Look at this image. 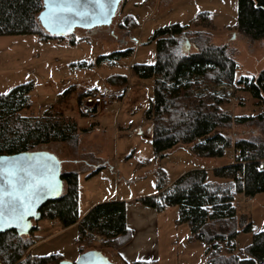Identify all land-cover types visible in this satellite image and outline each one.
<instances>
[{
  "label": "rangeland",
  "instance_id": "374dc122",
  "mask_svg": "<svg viewBox=\"0 0 264 264\" xmlns=\"http://www.w3.org/2000/svg\"><path fill=\"white\" fill-rule=\"evenodd\" d=\"M205 12L210 13L214 25V30L206 32L210 43L228 44L236 51L237 79L257 77L264 70V41L253 42L239 33L238 0H123L110 26L77 30L62 40H42L37 35L0 37V95L33 83L32 107L25 115L40 118L47 112H59L76 120L81 131L78 144L51 143L42 151L62 161V172L78 173L80 214L117 198L128 204L129 221L136 233L129 248L134 251L123 255L128 260L142 259L148 252L150 245L141 239L142 233L148 230L146 221L150 225L156 221L158 264H206L204 245L194 243L188 226L178 224L177 208L166 207L152 222V216L144 211L154 210L141 200L158 196L159 187H170L190 171L205 170L208 180L215 181L214 169L235 163L234 142L224 158L198 157L187 145L175 147L163 158L156 156L152 144L154 124L146 118L154 98V81L133 73L135 65L156 62V42L151 37L157 30L175 24L189 25ZM190 51L195 50L184 36L175 53L186 55ZM85 89L112 94L117 99L90 120L80 108V93ZM227 93L232 101L225 110L233 116L264 113V103L258 105L235 88ZM91 129L96 130L94 134L89 133ZM247 129L232 125L229 134L235 140ZM101 167L99 173L91 176ZM236 205L239 213L247 214L252 222V232L240 233L237 238L239 249L245 254L254 235L264 232V193L255 197L239 194ZM143 219L146 221L141 222ZM51 223L41 220L35 225L41 228L42 235H48L58 232ZM72 236L73 232L60 235L42 249L74 259L78 245ZM139 238L140 251L136 250ZM92 249L101 251L113 263L108 248L96 242Z\"/></svg>",
  "mask_w": 264,
  "mask_h": 264
},
{
  "label": "trees",
  "instance_id": "16d2710c",
  "mask_svg": "<svg viewBox=\"0 0 264 264\" xmlns=\"http://www.w3.org/2000/svg\"><path fill=\"white\" fill-rule=\"evenodd\" d=\"M42 10L43 0H0V37L37 35L42 40H62L42 29L38 21ZM237 28L253 42L264 41V0H238ZM207 30H214L208 12L189 25L157 30L151 37L156 42V62L135 65L133 73L154 81V98L146 118L154 124L156 156L163 158L175 147L187 145L198 157L224 158L234 142L235 163L214 169L212 182L205 170L190 171L170 187H159L158 196L142 199L141 203L158 213L166 207L177 208L178 224L188 226L192 240L204 245L206 264H264V232L254 235L245 254L239 249L237 238L240 233L252 232V222L247 214L239 213L236 205L239 194L255 197L264 193V113L233 116L225 110L232 101V96L225 93L228 88L248 95L258 105L264 103V70L257 77L237 79L236 51L228 44L210 43ZM184 36L195 51L178 55L175 48ZM33 90L34 84L27 83L0 95V156L42 151L51 143L78 144L81 131L76 120L59 112H47L40 118L25 115L32 107ZM232 125L249 130L233 140L229 134ZM62 179L63 195L41 209L42 220L59 222L64 228L79 224L77 245L81 254L93 250L98 236L104 240L102 245L114 252L131 243L134 234L127 225L124 202L96 205L81 220L79 175L63 172ZM38 230L35 225L27 236L15 231L0 235V264L63 261L59 254H33V247L42 239Z\"/></svg>",
  "mask_w": 264,
  "mask_h": 264
},
{
  "label": "water",
  "instance_id": "95a60500",
  "mask_svg": "<svg viewBox=\"0 0 264 264\" xmlns=\"http://www.w3.org/2000/svg\"><path fill=\"white\" fill-rule=\"evenodd\" d=\"M123 0H103L101 9L93 0H81L83 5L95 15L78 16L64 12V22L51 19L52 9L48 0H43V10L38 16L42 29L52 37L65 38L77 30H93L110 26ZM9 171H15L18 178L25 182V191L29 198L23 209L15 214L6 215L0 223V235L15 231L20 236H27L35 228V223L42 220L41 209L49 202L60 199L64 192L62 179V161L48 151L23 152L15 155L0 156V184L7 186ZM59 264H113L101 251L90 250L82 253L75 262L63 260Z\"/></svg>",
  "mask_w": 264,
  "mask_h": 264
},
{
  "label": "crops",
  "instance_id": "0c3cea01",
  "mask_svg": "<svg viewBox=\"0 0 264 264\" xmlns=\"http://www.w3.org/2000/svg\"><path fill=\"white\" fill-rule=\"evenodd\" d=\"M95 131H94V129H92V131H90V134H94ZM112 202H124V203H126L125 201H120V198H117L116 200H113L111 202H104V203H112ZM104 203H102V204H104ZM127 205L128 204H126V208H127V225L129 227V229H131V231L133 232L134 237H133V240L131 241V243H129L128 245H126L125 247H123L119 252H114V251H112V250L109 249L111 251V253H112V258L114 260L113 261V264H133V263L138 262V261L157 262V264H158L159 259H157V257H158L157 256V251L158 252L160 251V247H158L157 249L155 248L156 246L159 245V243H157V241H156V238H157V231L156 230H157V228H156V224H154L156 221L154 222V220H156L157 218H159V215L157 214L158 212L155 211L154 209H153L154 212L153 211L150 212L151 210H148V208H146L147 210L144 211L145 214H148L149 213L148 215L149 216H152L150 218H152L151 220H152V222H154L153 225H150L151 224V223H149L150 221H146L144 219L141 220V222H143V221L145 222L146 221V226L149 224L147 232L146 233H142L141 239L142 240H145L146 243L148 245H150L152 248L149 246L148 252L147 251L145 252V255L141 257L142 259H138V260L133 261V260L125 259L123 257L124 254H127L130 251H134L133 250L134 248H131V250H129V248H130V246H133V244L135 242V238H136V233L133 230L132 225H131V223L129 221V218H130L129 217V214L130 213H129V209H128V206ZM92 208L93 207H90V209H88L87 211H85V213L83 215L80 214V212H79L81 220L88 214V212ZM51 225H52L51 228L58 230V232H56V233H54V231L53 232H50V233L48 232V235L47 234L42 235L44 233H42L41 232L42 231L41 228L36 225L39 228L38 235L39 236L41 235L42 239H41L40 242H38L33 247L32 252H33L34 255H37V256L53 255V254L47 253L45 250L42 249V247L46 243H48L51 240H53L54 238H56V237H58L60 235H65V234H67L69 232H73L72 241H73L74 244H77V239H78V236H79V233H78L79 224H77L75 226H72L70 228H64L63 226H61V224L59 222H52ZM55 227H57V228H55ZM158 237L160 239V236L159 235H158ZM141 239L139 238V240H138V246L136 247V250H138V251H140L138 249V247H139V243L142 241ZM194 243H196V242H194ZM192 246H193V244H192ZM149 250H151V253H149ZM75 252L76 253L74 255V259L73 258H68V257L66 258V257H64V255H62L60 253H55V254H59V255L63 256L64 260H68V261H71V262H75L78 259V257L81 255L79 247H78V250H76ZM204 254H205V251H204ZM146 255L148 256L147 259H146ZM151 256H153V257H151Z\"/></svg>",
  "mask_w": 264,
  "mask_h": 264
},
{
  "label": "snow or ice",
  "instance_id": "6c2138e0",
  "mask_svg": "<svg viewBox=\"0 0 264 264\" xmlns=\"http://www.w3.org/2000/svg\"><path fill=\"white\" fill-rule=\"evenodd\" d=\"M93 3L101 9L104 7L103 0H93ZM48 4L52 9L51 19L58 23L64 22V17L61 15L64 12H71L78 16L95 15L81 3V0H48ZM7 178V186L0 184V223H3L6 215L14 218L29 198V193L25 191V182L18 178L15 171H9Z\"/></svg>",
  "mask_w": 264,
  "mask_h": 264
},
{
  "label": "built area",
  "instance_id": "2783aa9c",
  "mask_svg": "<svg viewBox=\"0 0 264 264\" xmlns=\"http://www.w3.org/2000/svg\"><path fill=\"white\" fill-rule=\"evenodd\" d=\"M231 88H228L230 90ZM124 98V96L122 97ZM117 97L112 94H101L94 90L85 89L80 93V108L81 113L86 118L93 120L102 109H106L110 104L115 101ZM97 243L103 244L104 240L102 237L96 238Z\"/></svg>",
  "mask_w": 264,
  "mask_h": 264
}]
</instances>
